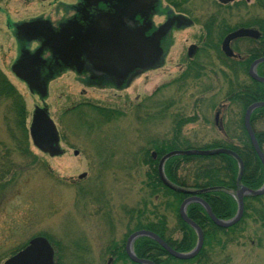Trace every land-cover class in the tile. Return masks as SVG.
Here are the masks:
<instances>
[{
  "label": "rangeland",
  "instance_id": "374dc122",
  "mask_svg": "<svg viewBox=\"0 0 264 264\" xmlns=\"http://www.w3.org/2000/svg\"><path fill=\"white\" fill-rule=\"evenodd\" d=\"M252 1L246 10L240 5L221 9L215 0L190 2L197 17L195 26L174 33L165 65L136 80L127 91L88 90L83 96L81 87L71 80L63 83L66 86H58L61 82L53 86L46 103L66 153L52 157L31 144L35 161L27 169L15 171L13 183L0 194V264L39 236L55 242L58 264H112L111 251L125 241L144 203L152 201L160 213L164 211L168 198L162 194L149 197V167L142 157L147 151L152 155L156 143L172 136L178 116L196 117L182 132L191 144L206 145L225 136L220 129L237 117L226 101L229 84L225 75L230 77V73L219 54L204 47L205 36L214 26H234L243 18L264 17V10ZM210 16L217 23H205ZM195 45L202 50L193 61H186L187 51H193ZM14 56L13 41L5 23H0V70L23 97L30 125L35 107L42 104L11 72ZM245 80L239 76V81ZM80 97L117 113L103 117L90 105L81 114L67 113ZM5 103L0 104L2 140L9 139L3 119ZM83 174L86 176L80 178ZM261 203L264 205V197ZM168 216L173 230L177 219L173 211ZM217 236L224 247L212 242L208 264H264L261 223L249 218L237 230ZM180 237L179 232L174 235Z\"/></svg>",
  "mask_w": 264,
  "mask_h": 264
},
{
  "label": "trees",
  "instance_id": "16d2710c",
  "mask_svg": "<svg viewBox=\"0 0 264 264\" xmlns=\"http://www.w3.org/2000/svg\"><path fill=\"white\" fill-rule=\"evenodd\" d=\"M257 6L264 10V0H257ZM240 28L257 29L261 36L258 40L246 38L236 41L233 46L235 57L227 58L221 52L220 44L227 34ZM204 47L217 52L223 59L222 64L230 73V77L225 75L229 84L226 101L236 110L237 117L229 122L230 125L220 129L225 132L223 138H216L206 145H198L191 144L182 133L183 128L194 123L196 117L178 116L180 118L174 122L172 136L154 145L157 159H153L147 151V155L145 154L142 159L149 167L146 172V186L150 191L149 197L162 194L168 198V201L163 204L164 211L162 213L157 210L158 207L152 201L144 203L142 210L139 209L136 212L133 218L135 224L125 241L111 251L114 256L112 264H118L121 261L125 264H136L127 256L125 246L128 237L137 231L145 230L155 233L180 253L191 252L197 245L196 232L182 220L179 214L182 203L189 195L168 188L159 177V161L166 154L177 150L228 149L240 157L243 162L242 173L239 162L234 157L223 154L175 156L168 159L164 165L165 175L172 184L190 191H206L199 196L209 204L215 216L221 220H230L237 214L238 203L235 195L240 186L258 190L264 185V167L244 126V116L248 107L257 102H264V83H259L249 76L251 65L264 57V17L256 16V18L247 19L234 26L224 24L208 28ZM198 50L201 51L202 49ZM189 72L190 70L185 76H188ZM257 72L261 77H264V63L259 65ZM240 75L244 76L246 80L239 81ZM199 76L198 74L197 78ZM1 103L6 104L7 111L3 112V119L5 132L8 133L9 139H0V194L8 185L13 183L15 171L21 172V167L27 169L36 159L30 149L32 144L30 125L27 123L28 113L24 99L0 70ZM90 109L96 114L108 118L117 113L102 107H90ZM221 109L223 110L224 107ZM251 125L260 149L264 153V107L257 109L252 114ZM263 197H245L243 218L229 229L217 227L202 205L197 202L190 203L187 208L188 216L202 228L205 234L204 247L200 254L192 260L180 261L173 258L156 241L147 237H141L134 242V252L139 258L152 261L155 264H173L176 262L208 264L212 242L215 241L218 247H224L222 240L217 236L219 233L237 230L249 218H252L256 224L261 223L264 227V205L261 203ZM257 203L260 206L257 207ZM169 211H173L177 219L176 228L173 230L169 226ZM177 232L181 234L179 239L174 238ZM48 239L52 244L55 243L50 238ZM23 248L20 247L14 253ZM58 253L57 251V255Z\"/></svg>",
  "mask_w": 264,
  "mask_h": 264
},
{
  "label": "flooded vegetation",
  "instance_id": "af4514ba",
  "mask_svg": "<svg viewBox=\"0 0 264 264\" xmlns=\"http://www.w3.org/2000/svg\"><path fill=\"white\" fill-rule=\"evenodd\" d=\"M192 1L0 0V23H5L14 44L11 72L37 95L48 111L46 101L53 86L60 82L58 86H66L63 83L71 80L81 87L83 96L88 90L127 91L136 80L165 65L174 33L195 26L197 17L190 9ZM215 2L221 9L240 5L246 10L253 4L252 0ZM11 4L19 8H11ZM252 18L256 16L243 18V22ZM214 21L215 17L210 16L205 23H217ZM253 30L260 34L257 29ZM225 38L221 52L226 56L222 48ZM246 38L232 41L230 48L234 55L226 57L234 58V43ZM198 49L196 46L193 51H187L186 61H193ZM39 91H46V96L42 98ZM89 105L99 107L80 97L67 113L81 114ZM49 114L53 119L50 111ZM216 118L218 122V115ZM62 149L64 155L66 150ZM153 159H157V153ZM52 246L57 264V250ZM109 261L114 262L113 255Z\"/></svg>",
  "mask_w": 264,
  "mask_h": 264
},
{
  "label": "water",
  "instance_id": "95a60500",
  "mask_svg": "<svg viewBox=\"0 0 264 264\" xmlns=\"http://www.w3.org/2000/svg\"><path fill=\"white\" fill-rule=\"evenodd\" d=\"M224 3L231 2L233 0H221ZM260 34L253 30V29H239L231 34H229L224 42H223V52L226 54L227 57H232L233 51L230 48V43L239 38H259ZM264 63V57L256 60L250 67L249 75L250 77L259 82L264 83V77H261L257 73V67ZM43 89L44 87L41 86ZM39 95L44 98L46 96V91H39ZM264 107V102H257L252 104L245 113L244 116V125L245 129L250 137L252 146L258 155L262 165L264 167V153L261 151L255 133L253 131L251 125V116L253 112L259 108ZM30 137L32 144L35 148L41 151L44 154H48L52 157L61 156L64 151L60 145V135L57 129V126L54 120L50 117L48 108L44 107H36L31 123H30ZM230 155L234 157L240 164L241 173L243 171V162L240 157L233 151L228 149H214V150H177L166 154L164 157L161 158L159 162V177L161 181L164 183L165 186L168 188L176 191L181 192L184 194L191 195V197L187 198L180 207V217L183 221L192 227L198 236V241L196 247L189 253H180L170 247L162 238L157 236L155 233L150 231H137L133 233L127 241L126 244V252L128 257L131 261L136 264H155L152 261L146 259H140L136 256L133 245L134 242L141 237L151 238L156 241L169 255L173 258L181 261L192 260L196 258L199 253L201 252L203 245H204V232L202 228L191 220L187 214L188 205L192 202H197L205 209L210 219L213 223L220 228L227 229L231 228L243 218L245 205H244V198L247 196L259 197L264 196V185L262 188L258 190H252L245 186H240L239 190L237 191L236 197L238 202V210L237 214L234 218L230 220H221L218 219L215 214L213 213L209 204L203 200L199 195L206 192V191H190L176 185L172 184L166 177L164 172V165L166 161L175 156H214V155ZM153 157L156 158V153H153ZM86 174L81 175L80 178L85 177ZM214 190V189H211ZM4 264H55V252L50 244V242L44 237H36L32 239L29 244L19 253L14 255L13 257L7 259Z\"/></svg>",
  "mask_w": 264,
  "mask_h": 264
}]
</instances>
